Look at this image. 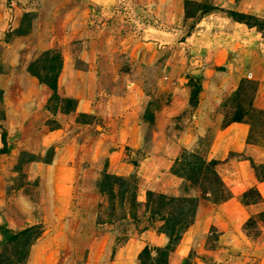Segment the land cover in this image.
Instances as JSON below:
<instances>
[{
	"label": "rangeland",
	"instance_id": "1",
	"mask_svg": "<svg viewBox=\"0 0 264 264\" xmlns=\"http://www.w3.org/2000/svg\"><path fill=\"white\" fill-rule=\"evenodd\" d=\"M82 1L0 0V264H264L257 188L237 197L239 208L218 207L248 155L226 153L217 139L239 119L246 143L264 141V59L255 56L232 87L221 78L237 71L217 72L220 56L215 68L207 48L221 35L189 31L203 14L226 17L256 30V48L264 0ZM168 13L184 17L178 31L140 30ZM173 92L186 104L170 115L162 109ZM137 103L161 111L157 122L147 109L133 114L129 144L115 122ZM156 125L164 132L155 139L170 146L152 145ZM108 147L118 174L106 167ZM247 172L264 182V163L250 161ZM149 232L160 239L147 244Z\"/></svg>",
	"mask_w": 264,
	"mask_h": 264
},
{
	"label": "crops",
	"instance_id": "2",
	"mask_svg": "<svg viewBox=\"0 0 264 264\" xmlns=\"http://www.w3.org/2000/svg\"><path fill=\"white\" fill-rule=\"evenodd\" d=\"M80 1L83 2L82 0H80ZM85 1L87 2V0H85ZM78 2L75 1L76 6H77ZM61 4H59V5H61ZM56 5H58V4L56 3ZM62 9H63V11L60 12L61 16L58 17V18H60L59 20H61V22L63 21V19H69V16L72 18L74 15L76 7L74 5H72L71 7H68V6L63 7ZM163 16L162 15L160 17L156 16L154 19L155 22H152V24H148L147 26H143L142 28H140V30L141 31H178L176 28L177 20L184 19V17L179 13L178 14L168 13L167 17H163ZM259 18H262V17H259ZM156 20H159V21H156ZM189 31H196L195 32L196 34L199 33L205 37L209 34H211L215 37H219V35H221L222 42H220L219 45H217V46L212 45V43L217 44V42H216L217 40L214 39L212 43H207L208 44L207 48L209 49L210 53L212 52L211 55L216 57V58L213 57V59L216 60V65L214 66L215 68L217 67L218 56H220L221 63H220V68L218 69L217 72L224 73V71H225L224 69L226 67H229L230 69L234 68L237 71L234 79H232L231 77L229 79L228 78L225 79V77L221 78V82H224L226 80V82L228 83V81L230 80L229 82L233 83L232 87L238 80L243 78L241 71L245 67L253 68L252 65H253V60L255 59V56L261 55V58L264 59V42L259 43L256 48L252 47V44H250L251 42L249 40L248 35H249L250 31H256V30L254 28L247 27L246 25L242 24L241 22H236V21H233V20L226 18V17L225 18L219 17V16H215L212 14L207 16V14H204L194 22V28L189 29ZM245 42H249V43L247 44ZM207 48L205 50H207ZM246 61H247V63H249V66L246 65ZM247 75H249V74H247ZM251 76H252V74H251ZM258 79H259V81L257 83L258 84V91H259V94L261 95V96L259 95V99H261L260 101L264 105V72H262L261 76H259ZM67 82H69V81H67ZM69 84H70V86H72L73 82L70 81ZM216 88H217V90L219 89L218 87H216ZM177 96H179V95L177 94L175 96V92H173L172 93V99L173 100H171L173 102L171 104L168 103L167 106H165V108L162 110H168L170 115H171V114H174L173 112H175V111H173L176 108L175 105L177 106L180 103V101L182 102V105L184 106V104H186V97L179 99V98H177ZM208 98H209V96H208ZM147 100H148V97H147ZM210 100L211 99H209V101ZM257 101H259V100H257ZM138 104L139 103H137L135 105V108L138 111H131L130 112L126 108L121 107L120 110H121V114H123V115H120V116H123V117L118 119L115 122L117 135L120 136V133H122V136L125 135L126 142L129 144L130 143L133 144L134 140H137V138L135 137V134H134V131H135L134 126L137 124L136 122H138L139 120L135 119L134 118L135 115H133V114L136 112L138 114H143V111L147 109V110H149V112L152 113V121L157 122V117L159 115V112L161 111L160 109L159 110L157 109L156 112L154 113L155 110L150 109V108H146L144 106V104L143 105L141 104L140 106H138ZM167 118L169 119L170 117H167ZM225 127L222 128V132L217 133V139H219V141L222 140V141L227 143L226 148H225L226 149L225 152L226 153L243 152L245 155L247 154L250 159H248V157L246 156L247 157L246 159H241V160H238L236 162L235 170H237V178L239 180H237V181L233 180V181H234V184H236L238 182L239 185L236 184L237 185L236 186L233 184L234 186L230 189L232 197L218 205V207L220 209L223 207L224 210L229 205H234L235 207L239 208L240 206L235 205V204H239L236 201L237 197L240 196L244 190H246L247 188H250L251 186H255L257 188V190L260 192V194L262 195V198H264V182L260 183L258 181H254L248 175L249 172H247L250 161L254 162V163H258V164L264 163V144H263L264 141H262L261 143H258L257 145L255 144L258 141L256 139L254 140L255 143H246L245 142L246 139L247 140L249 139V129L247 128L246 124L233 122V123L229 124V126H227L226 128ZM234 127H237L238 130H235ZM130 128H132V130ZM154 128H155L153 130L154 138L152 139V145L158 148V147H163L164 145H166L164 143L167 142L168 146H170L169 141L156 140L155 139V136L157 137L160 133L164 132V129L162 127H159L158 125H156V127H154ZM87 140H88V138L84 137L83 143H85V145L88 147L87 150L93 149L94 146H90L89 143L87 145ZM216 142H218V141H216V139L214 138L212 145L215 144ZM116 144L113 143L112 146L115 148ZM109 149H111V148H109V147L107 148L109 154L105 155V158L106 157L109 158V161L106 163V167L112 173L118 174V171L116 172V171H114V169H116V168L119 169V166H122V162H116L115 163L116 160L112 162V154L114 153V149L111 151ZM91 154H94V151H92L89 155L91 156ZM247 159L250 161H248ZM58 160L59 159L57 157L56 161H58ZM62 163H63V161H62ZM92 167H93V164H90V161H89V168H92ZM69 168H72V167L70 166ZM89 171H90V169H83L81 171V167L79 168V172H81V173L84 172L83 176L88 175ZM73 173H74V171H73ZM229 176L232 177L231 174H229ZM72 178H73V174H72ZM232 213H233V209H232ZM149 233H150L149 234L150 236L148 235L146 237V243L147 244L153 243L155 238H156V240L160 239L159 236H154L151 232H149ZM143 234H144V232H142V234L140 233V235H143ZM156 240H155V242H156ZM157 243H158V241H157ZM131 244H133V241L129 240L125 243V246L128 247ZM33 254H34V252H33ZM132 254H134V252Z\"/></svg>",
	"mask_w": 264,
	"mask_h": 264
},
{
	"label": "trees",
	"instance_id": "3",
	"mask_svg": "<svg viewBox=\"0 0 264 264\" xmlns=\"http://www.w3.org/2000/svg\"><path fill=\"white\" fill-rule=\"evenodd\" d=\"M202 10H204V11H200V12H201L200 14H203V13H205V12L208 13V12H207V11H208L207 9H202ZM203 15H204V14H203ZM185 16L187 17V15H185ZM237 16H238V15H237ZM241 16L244 17V15H241ZM238 17H239V16H238ZM238 120H239V119H234L235 122H237ZM23 233H25V232H23ZM23 233H22V234H23ZM144 250H146V249H144ZM23 252H24V253L22 254V256L24 257V256L27 254V250H26V251L24 250ZM20 262H21L20 259L16 261V263H20Z\"/></svg>",
	"mask_w": 264,
	"mask_h": 264
}]
</instances>
